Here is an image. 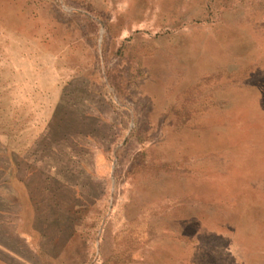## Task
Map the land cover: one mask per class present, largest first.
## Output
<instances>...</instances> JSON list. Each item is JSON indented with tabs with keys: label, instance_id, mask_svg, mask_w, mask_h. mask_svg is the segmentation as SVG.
I'll list each match as a JSON object with an SVG mask.
<instances>
[{
	"label": "rangeland",
	"instance_id": "1",
	"mask_svg": "<svg viewBox=\"0 0 264 264\" xmlns=\"http://www.w3.org/2000/svg\"><path fill=\"white\" fill-rule=\"evenodd\" d=\"M230 5L0 0V264H264V0Z\"/></svg>",
	"mask_w": 264,
	"mask_h": 264
},
{
	"label": "crops",
	"instance_id": "2",
	"mask_svg": "<svg viewBox=\"0 0 264 264\" xmlns=\"http://www.w3.org/2000/svg\"><path fill=\"white\" fill-rule=\"evenodd\" d=\"M218 1V0H217ZM221 1V0H220ZM229 1H231V5H230V10L232 9V8H234L235 6H237V5H249V4H251V5H254V4H258V5H260V4H262V1L263 0H229ZM229 2L228 1H225V2H223V5H221V7L220 6H218V10H219V13L222 11V10H225V9H227V4H228ZM260 64L259 65H257V67H256V69L259 71L260 70ZM255 69V70H256ZM249 67H247V69H244V71L245 72H247V74H246V80L249 78ZM252 70V71H251ZM250 71H251V73L252 72H254V69L252 68ZM244 72V73H245Z\"/></svg>",
	"mask_w": 264,
	"mask_h": 264
}]
</instances>
